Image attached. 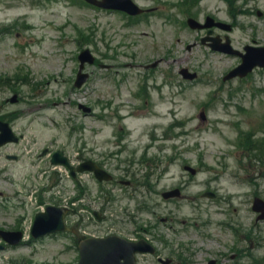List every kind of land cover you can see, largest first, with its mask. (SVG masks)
Wrapping results in <instances>:
<instances>
[{
    "label": "rangeland",
    "instance_id": "374dc122",
    "mask_svg": "<svg viewBox=\"0 0 264 264\" xmlns=\"http://www.w3.org/2000/svg\"><path fill=\"white\" fill-rule=\"evenodd\" d=\"M136 1L155 8L146 16L149 22L139 19L125 27V18L120 13L97 11L78 0H0V26L16 21L11 34L0 35V72L21 70L33 86L30 92L27 86L18 85L24 100L10 106L22 113L14 127L23 137L0 152V191L5 194L0 201L8 206L0 207V224L16 222L27 236L34 212L41 205L37 193L42 194L46 203L52 202L51 197L58 200L63 190L67 197L75 195L68 172L57 168L60 177L54 180L51 176L55 169H50L48 157L40 154L45 147L62 148L73 161L76 154L86 158L103 155L112 168L128 165L137 178L145 179L157 191L184 187L182 198L171 202L163 200L160 191L149 192L143 185L135 190L130 187L127 193L118 186L110 188L115 198L114 214L124 213V209L130 213L128 224L124 225L127 230L139 225L157 226L152 232L168 243L157 242L163 256L177 260L174 253L186 256L189 248L229 253L225 248L236 237L222 223L235 218L241 224L238 235L247 233L253 219L252 193L264 195V164L245 161V153L235 146L240 129H251L256 139H264V68L255 69L242 80L223 82L222 76L240 59L211 52L201 44L186 48L199 36L165 19L168 14L180 20L185 16L176 9L182 0ZM195 2L187 8L183 6L186 9L183 12L200 19L209 14L230 23V32L220 34L227 35L234 48L242 51L245 44L252 43L264 46V0ZM258 11L262 14L258 15ZM76 26L93 29L94 42L87 46L101 59L100 63L113 66L110 69L96 64L86 66L90 77L80 90L73 89L71 80L81 49ZM142 32L147 34L142 36ZM106 54L110 57H105ZM159 57L167 62L154 71L156 78L151 77L150 83L162 85L163 97L144 104L133 97L144 76L138 65ZM178 66L196 71L200 80L194 83L182 80ZM168 77L172 82L165 80ZM76 103L90 106L92 113L84 115ZM135 111H142V116L148 118L138 122L123 116ZM155 111L164 116L157 118L158 123L152 127ZM202 111L205 119L199 117ZM177 119L182 123L164 134L165 128ZM258 123H262L260 130L255 126ZM118 130L129 135L115 141ZM122 139L124 144L130 143L128 150L117 152L110 159V150ZM145 153L157 156L156 168L147 161L139 163ZM7 154H16V160L7 159ZM184 163L196 167L197 174L190 176L184 172ZM149 171L152 174L146 176ZM83 177L89 193L96 194L100 188L95 181L88 175ZM53 184L56 185L50 191ZM207 190L216 191L223 199L210 203L201 195ZM141 199L149 201L151 211L137 209V201ZM227 206L228 213L224 211ZM167 216L172 219L165 225L161 219ZM253 236L256 246L251 254L256 258L243 257L238 264H264V223H259ZM68 244L60 235L25 244L1 252L0 264H72L76 255L65 249ZM247 244L243 241L237 247L247 248ZM182 246L188 250L184 251ZM208 255L200 252L190 260L201 262ZM139 262L157 264L152 256H141Z\"/></svg>",
    "mask_w": 264,
    "mask_h": 264
},
{
    "label": "water",
    "instance_id": "95a60500",
    "mask_svg": "<svg viewBox=\"0 0 264 264\" xmlns=\"http://www.w3.org/2000/svg\"><path fill=\"white\" fill-rule=\"evenodd\" d=\"M107 7H122L135 12V8L126 0L120 4H113L111 1L104 4ZM191 27H196L198 24L194 20H188ZM212 20L208 18L207 24L205 26L212 25ZM222 27L229 29L228 25H221ZM213 48H220L218 45L213 46ZM222 50L230 53H235L229 46L228 41L222 47ZM220 48V49H221ZM247 53L242 55L243 62L237 68L230 71L225 79L232 78L236 75L244 76L248 71H250L255 65L264 66V48H254V47H245ZM88 58V52L85 51L80 55V59L84 60ZM184 76L192 78L193 75L185 74L186 70L181 71ZM85 79V76H81L79 79V84ZM95 172L102 174L98 169L93 167ZM193 172V171H192ZM106 178H108L106 176ZM260 203L258 200L255 201L254 208L257 210H262V206L257 207L256 204ZM59 211L52 207L47 208L46 213L38 214L35 220L33 227V234L38 236L51 232L53 230L61 229L63 223V214L64 211ZM55 215V216H54ZM21 237V233L12 234L9 237L11 243H16ZM81 255L82 259L80 264H134V252L136 251H146L151 250L144 241L130 243L118 237H111L106 239H87L81 242ZM123 260V261H121Z\"/></svg>",
    "mask_w": 264,
    "mask_h": 264
},
{
    "label": "flooded vegetation",
    "instance_id": "af4514ba",
    "mask_svg": "<svg viewBox=\"0 0 264 264\" xmlns=\"http://www.w3.org/2000/svg\"><path fill=\"white\" fill-rule=\"evenodd\" d=\"M104 166H105V164H103ZM99 217H105L104 216V212H103V210L102 209H100V212L97 214ZM74 224L76 225V226H78L80 229H82L83 230V227H86V223L84 222V220L82 219V217H81V215H79L76 219H75V221H74ZM106 224H110L108 221H106ZM112 228L111 227H109V226H107V227H105V228H102V229H99V230H93V232L92 233H90V232H88V231H85V234L86 235H94V236H104V235H107V234H109V233H112V232H115V231H112L111 230ZM135 239L136 238H138V237H134ZM237 253H235V254H233V255H236ZM233 258V257H232ZM214 260V264H224L223 262V260L221 261V260H218L217 258H214L213 259Z\"/></svg>",
    "mask_w": 264,
    "mask_h": 264
},
{
    "label": "bare ground",
    "instance_id": "6f19581e",
    "mask_svg": "<svg viewBox=\"0 0 264 264\" xmlns=\"http://www.w3.org/2000/svg\"><path fill=\"white\" fill-rule=\"evenodd\" d=\"M133 115L134 116L129 117L132 121L140 122L142 119L146 117L148 118V116H142L143 115L142 111H136L135 113H133Z\"/></svg>",
    "mask_w": 264,
    "mask_h": 264
}]
</instances>
